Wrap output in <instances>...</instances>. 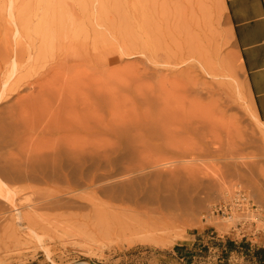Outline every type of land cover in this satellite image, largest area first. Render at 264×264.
<instances>
[{"label":"rangeland","instance_id":"374dc122","mask_svg":"<svg viewBox=\"0 0 264 264\" xmlns=\"http://www.w3.org/2000/svg\"><path fill=\"white\" fill-rule=\"evenodd\" d=\"M262 226L224 0H0V264H264Z\"/></svg>","mask_w":264,"mask_h":264},{"label":"crops","instance_id":"0c3cea01","mask_svg":"<svg viewBox=\"0 0 264 264\" xmlns=\"http://www.w3.org/2000/svg\"><path fill=\"white\" fill-rule=\"evenodd\" d=\"M256 116L264 123V0H224Z\"/></svg>","mask_w":264,"mask_h":264},{"label":"bare ground","instance_id":"6f19581e","mask_svg":"<svg viewBox=\"0 0 264 264\" xmlns=\"http://www.w3.org/2000/svg\"><path fill=\"white\" fill-rule=\"evenodd\" d=\"M198 5V8L196 9L197 10V13H198V22L200 23V25H202V30L204 31V33L206 34V37L210 43V49H211V52H212V56L216 59L219 58V48H217L213 42L215 41V32L213 30V19H212V14L208 11V10H205L204 7H203V2L201 1L200 4H197ZM202 10L200 11L199 10ZM42 30L40 29L39 32H41ZM87 58V57H86ZM43 59V57L41 58V60ZM93 63H94V66H92L91 69L89 68H86L84 66H81L79 69L84 72V71H89L90 74L92 76H97L98 75V65H97V59L96 57H93ZM85 62V61H83ZM210 68H211V72L212 74L217 77L218 76V68L211 62L210 63ZM75 68H67L65 67V70L68 71V72H71L73 71ZM77 71V69H75ZM82 75V73H81ZM257 119L262 122L258 117ZM263 123V122H262ZM61 146H59V148H53L51 151L52 153L55 151V155H58L60 154V151H61ZM95 148V147H94ZM189 155H191V153H189ZM94 181H91V184H93ZM244 193L243 189L241 188H238V193ZM20 220H21V217H18ZM230 220L226 219V222H229ZM262 228V231L264 232V226L261 227Z\"/></svg>","mask_w":264,"mask_h":264},{"label":"trees","instance_id":"16d2710c","mask_svg":"<svg viewBox=\"0 0 264 264\" xmlns=\"http://www.w3.org/2000/svg\"><path fill=\"white\" fill-rule=\"evenodd\" d=\"M256 255H257L258 258H261L263 260L264 259V250H259L256 253Z\"/></svg>","mask_w":264,"mask_h":264}]
</instances>
